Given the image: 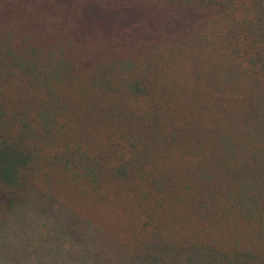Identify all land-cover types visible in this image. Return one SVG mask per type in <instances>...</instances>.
<instances>
[{
  "label": "trees",
  "instance_id": "1",
  "mask_svg": "<svg viewBox=\"0 0 264 264\" xmlns=\"http://www.w3.org/2000/svg\"><path fill=\"white\" fill-rule=\"evenodd\" d=\"M0 264H264V0H0Z\"/></svg>",
  "mask_w": 264,
  "mask_h": 264
},
{
  "label": "rangeland",
  "instance_id": "2",
  "mask_svg": "<svg viewBox=\"0 0 264 264\" xmlns=\"http://www.w3.org/2000/svg\"><path fill=\"white\" fill-rule=\"evenodd\" d=\"M239 12L238 14L240 15V17H243V16H247V17H250V13H249V10L247 9V3H242L241 2V6L238 8Z\"/></svg>",
  "mask_w": 264,
  "mask_h": 264
}]
</instances>
